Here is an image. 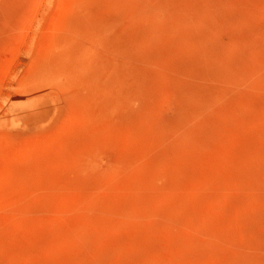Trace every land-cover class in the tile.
I'll return each instance as SVG.
<instances>
[{"label":"rangeland","instance_id":"rangeland-1","mask_svg":"<svg viewBox=\"0 0 264 264\" xmlns=\"http://www.w3.org/2000/svg\"><path fill=\"white\" fill-rule=\"evenodd\" d=\"M0 264H264V0H0Z\"/></svg>","mask_w":264,"mask_h":264}]
</instances>
